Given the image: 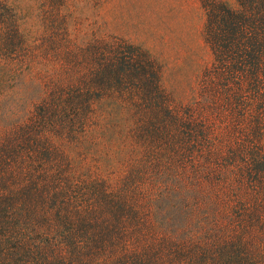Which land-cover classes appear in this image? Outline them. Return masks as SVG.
<instances>
[{
  "label": "trees",
  "instance_id": "obj_1",
  "mask_svg": "<svg viewBox=\"0 0 264 264\" xmlns=\"http://www.w3.org/2000/svg\"><path fill=\"white\" fill-rule=\"evenodd\" d=\"M201 1L211 57L187 103L165 98L148 50L94 39L21 122L0 109V264H264V0ZM6 21L0 52L13 56L23 42ZM130 102L145 154L103 174L101 136L122 146ZM75 132L95 133L78 161L51 138ZM224 141L233 192L216 210L173 158L208 175Z\"/></svg>",
  "mask_w": 264,
  "mask_h": 264
},
{
  "label": "rangeland",
  "instance_id": "obj_2",
  "mask_svg": "<svg viewBox=\"0 0 264 264\" xmlns=\"http://www.w3.org/2000/svg\"><path fill=\"white\" fill-rule=\"evenodd\" d=\"M0 20H7L10 29L16 26L23 42L15 57L0 52V109L10 103L16 111L12 120L17 124L34 110L41 98L53 93L58 81L66 80L69 66L66 53L78 52L94 39L113 44L128 42L148 50L160 65L163 94L173 104L190 100L198 75L211 57L202 36L201 0H0ZM22 54L26 55L22 57L24 60L16 58ZM76 71L80 72L76 75L81 74L83 67ZM131 103L122 111L126 122L118 137L123 139L122 146L112 150L119 133L101 136L109 149L103 174H111V165L118 159L128 161L145 154L131 140L135 133L133 121L139 116ZM94 134L87 132L83 136L75 132L51 138L78 161L84 158L85 145L93 141ZM220 146L222 154L215 158L213 171L208 175L191 170V156L184 160L179 156L173 158L179 170L184 169L180 173L182 179L190 181V177L199 182L207 196L203 200L209 197L216 210L222 207L223 199L219 197L233 192L234 180L233 173L224 167L225 151L231 147L226 141ZM216 165L226 169L224 172L229 173L226 178L222 177L223 171L218 173L214 169Z\"/></svg>",
  "mask_w": 264,
  "mask_h": 264
}]
</instances>
